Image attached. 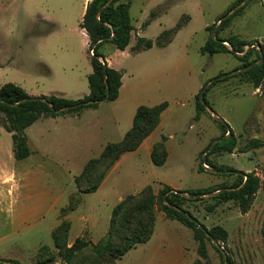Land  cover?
Returning <instances> with one entry per match:
<instances>
[{
  "label": "rangeland",
  "instance_id": "1",
  "mask_svg": "<svg viewBox=\"0 0 264 264\" xmlns=\"http://www.w3.org/2000/svg\"><path fill=\"white\" fill-rule=\"evenodd\" d=\"M237 1L132 0L130 15L135 25H141L150 19L152 10H162L158 16L159 20L153 19L148 26L146 25L147 27L144 26L143 33L148 38H156L162 29L161 25L172 27L183 15L190 16L178 36V39H189L188 58L193 66V71L187 72L186 79L189 84L194 82L204 85L213 78L237 70L225 80L221 78L222 80L206 93L215 115L227 122L236 135L237 148L233 152L210 153L208 158L214 164L225 167L226 171L229 169L243 173L254 171L261 180V187L246 213H242L238 203L233 200L221 203L214 211H207L206 206L213 203L214 199L206 194L199 200L184 202L183 206L207 228L221 225L227 231L225 241L217 242L220 249L229 254L235 264H264V147L248 152L239 150L252 138L264 139V82L261 87L255 88L252 83L244 80L240 74L241 68L236 69L241 64L236 53L211 55L201 52V47L209 35H215L219 30V37L236 35L250 42L245 50L253 48L251 58H255L261 52L264 57V0H246L243 4L240 3L232 14L244 6L242 11L233 16L228 25L220 26L218 19ZM84 2L85 0H0V86L7 82L17 85L38 84L46 92L50 90L57 94L54 91L61 89L59 83L64 80L66 82L83 80L89 83L83 73L89 57V45L80 31ZM214 23H216L214 28L207 29V26ZM45 32L51 34L46 38L36 36L37 33ZM68 33L69 41L66 38ZM251 43H255L254 46H250ZM226 44L229 45L228 42ZM110 45L108 42L101 44L99 51H107ZM65 56L70 57L71 64L75 66L74 73H71L70 69L66 70L73 75H66L57 68L51 70L44 62H29L30 59L38 58L45 60L51 58L48 60L51 62L52 59H62ZM47 69L49 73H46ZM167 101L172 113L167 117L168 124L173 125L178 121V129L182 130L174 139H169L172 152L170 167L172 170L177 167L184 170L181 177L184 188L232 186L240 175L239 172L221 173L214 171L212 166L199 170L200 153L206 149L212 138L218 139L222 135L224 128L209 111L203 112L196 122L192 121L191 112L195 111V101L188 99L187 96L174 94ZM104 163L98 173L105 169ZM44 165L46 171L44 183L52 186L54 178H58L65 187L68 186L70 180L68 174H59L47 163ZM152 174L151 170L145 171L148 178L153 179ZM119 180L117 187L119 194L124 198L130 194L132 196L119 207L114 228L109 232L111 239L106 241L107 245L102 246L88 236L81 237L87 241L86 245L71 256L65 257L59 253L52 238L55 214L46 215L36 221H27L25 224L12 225L9 215L3 213L1 209L0 258L7 260L5 264H116V259L109 252V246L121 247L124 244L122 237L140 233L139 223L141 220H147L148 215L156 220L160 214H165L162 209L161 188L152 186L151 190L147 189L141 194V190L133 193L140 188L139 174L129 173L125 168L120 171ZM90 185L92 183L86 186ZM74 188L69 187L71 191ZM108 195L109 201L115 200L113 194ZM185 195L189 196L188 193ZM85 201L78 207L77 212H74V219L80 212L89 209L91 201L87 198ZM68 202L69 199H66V204ZM140 205H148L150 212L139 210ZM111 215L112 209L109 205L102 211V227L94 234L95 238L105 236L110 226ZM167 221H171L172 225H181L174 220ZM145 224H149V221ZM161 224L162 221L159 220L157 231L160 230ZM192 230L187 229L191 234ZM77 231L75 225L70 232L71 240L68 238V246L75 241ZM173 232L180 240V231ZM60 238L62 239V236ZM187 238L192 241V235H188ZM207 246L208 264H225L216 240H208ZM132 253L130 251L122 256L118 263L131 264Z\"/></svg>",
  "mask_w": 264,
  "mask_h": 264
},
{
  "label": "crops",
  "instance_id": "2",
  "mask_svg": "<svg viewBox=\"0 0 264 264\" xmlns=\"http://www.w3.org/2000/svg\"><path fill=\"white\" fill-rule=\"evenodd\" d=\"M89 1L91 0L84 2L83 15ZM158 16L153 19L159 20ZM143 23L141 25L133 23L135 29L131 34L130 44L125 49H118L111 42H108L111 47L107 51L100 52L98 48L108 65L122 72V84L115 100L101 101L97 107L87 108L80 114L66 113L56 117H40L25 129L32 154L23 160H17L14 157L12 135L0 123V211L3 210V213L9 215L12 225L36 221L53 213L55 214L53 229L62 221L67 220L70 223L69 236L76 225L78 229L76 238L88 236L93 241H99L101 238H95L94 234L101 230L102 211L110 205L113 212L115 206L124 198L117 188L120 182L119 173L123 168L128 169L129 173L139 174L140 188L133 193L149 184L161 189L165 186L174 190L191 189H185L183 186L181 177L184 170L180 167L172 170L173 168L170 167L172 152L169 139H174L176 134L182 130L178 129V121L173 125L168 124L167 117L172 114L168 103V107L161 114L159 124L143 139L139 147L121 154L106 172L95 191L80 192L77 206L67 213L62 212V209L69 205L72 195L78 193L76 177L82 173L91 159L101 155L108 143L123 139L125 133L133 125L138 107L141 105L155 106L168 102L169 97L174 94H181L195 101L196 95L203 87L201 83L189 84L186 79L187 72H192L193 66L188 58L189 39H178L182 29L165 46H153L139 52L132 51L137 38L146 37L143 33ZM161 27L156 38L165 29L171 28L165 25ZM80 31L86 37V44L89 45L86 30L80 26ZM47 33L49 32L35 35L46 38L51 34ZM66 38L67 41L70 40V33ZM48 60L38 58L30 59L29 62H44L51 70L61 69L66 75H73L71 73L75 72V66L71 64V58L68 56L62 59H52L51 62ZM84 68L83 73L87 80L93 70L89 57ZM67 69H70L71 73L66 72ZM46 71L49 73V69ZM20 85L30 95L54 94L50 90L46 92L38 84L36 86L33 84ZM59 86L61 89L54 92L66 98L79 99L90 93L89 83L83 80L79 82L78 80L75 82L64 80L59 83ZM194 108L195 111L191 112V117L192 121L196 122L203 113L200 118L196 119V103ZM159 141H164L168 153L165 163L161 166L155 165L152 160L153 145ZM44 163L57 170L59 174H68L70 176L68 186L65 187L58 178H54L52 186L44 183L46 179ZM146 170H151L153 179L148 178V174L145 175ZM70 186L75 187L74 190L71 191ZM109 193L114 195V201H109ZM86 198L91 201L89 209L86 212H80L74 219V212H77L78 207L86 202ZM66 199H69L68 204H66ZM159 220L162 224L160 230L157 231ZM167 220L173 221L165 214H160L155 220L150 239L127 252H133L131 264L195 263L199 255L193 232L191 234L187 231L189 228L181 222V225H172L171 221ZM173 231L175 233L180 231V240L174 236ZM188 235H192V241H189ZM119 259L117 264H119Z\"/></svg>",
  "mask_w": 264,
  "mask_h": 264
},
{
  "label": "trees",
  "instance_id": "3",
  "mask_svg": "<svg viewBox=\"0 0 264 264\" xmlns=\"http://www.w3.org/2000/svg\"><path fill=\"white\" fill-rule=\"evenodd\" d=\"M244 0H238L232 7L218 19L228 13L234 7L240 5ZM132 0H91L88 2L85 13L83 15L80 26L86 30L89 38V58L92 65V72L88 75V82L90 93L79 99L66 98L64 96L51 94V95H30L24 88L13 83L7 82L0 87V123L3 127L11 133L13 140L14 157L17 160L28 158L32 154V150L27 141L25 129L33 124L36 120L43 116H60L66 113L80 114L87 108L97 107L101 101H113L119 95V89L122 84V72L108 65L103 58V55L98 51L101 44L105 42L113 43L118 49H125L130 44L132 31L135 29L133 25L130 7ZM244 6H241L234 14L225 18L220 22V26L228 25L233 16L239 14ZM162 10H153L150 13V19L143 23V27L148 25L149 22L159 15ZM189 15H183L180 20L171 28L165 29L156 39L138 37L135 45L132 46L133 52L149 49L153 46H165L172 41L175 34L182 29L189 21ZM216 23L207 26V29L214 28ZM114 33V36L110 38ZM216 34L209 35L205 44L202 47V53L216 54V53H236L237 58L241 64L236 68H243L250 64L251 67L242 71L240 74L244 80L250 82L255 88L261 87L264 82V61L259 64L261 54L253 56V48L245 50V47L250 42L240 39L236 35L229 37H219V30ZM228 42L229 45H227ZM93 50V54L90 51ZM238 53H244L239 55ZM230 75L223 78L225 80ZM221 78H214L213 82L207 87L204 97L208 105L209 102L206 98L207 91L214 86ZM206 84V82H205ZM204 84V85H205ZM203 85V86H204ZM200 92L196 95V115L195 118H200L201 113L208 112L206 106L200 101ZM93 101L92 103L84 104L85 101ZM51 103L56 108L74 105L73 107L55 112ZM82 103V104H80ZM168 107V102H162L155 106L141 105L138 107L132 127L125 133L123 139L118 142L108 143L101 155L98 158L91 159L84 167L82 173L76 177L78 193L71 197L69 205L62 209L63 213L74 209L80 200V192H93L95 191L106 172L113 165V163L127 151L136 150L140 143L146 138L159 124L162 112ZM215 120L224 128L222 135L214 146L205 154L207 148L215 140L214 138L200 153L199 170H204L205 161L207 165L212 166L214 169L223 170L226 172L225 167L214 164L209 158L208 154L216 152H233L237 148V138L232 128L225 121L219 118ZM230 131V133H229ZM229 133V134H228ZM264 147V139L252 138L243 147H240L241 152H248L251 149ZM205 154V158L203 157ZM167 150L164 141H159L153 145L152 160L155 165L161 166L167 159ZM105 162V169L99 172L102 163ZM231 172H241L235 169H229ZM98 173V175H96ZM92 183L90 186H86ZM85 186V187H84ZM261 187V180L254 171L238 175L232 186L220 187H201L191 188L187 190L172 191L171 187L165 186L160 190L162 199V209L165 215L173 220L181 222L189 229H193L194 239L197 242V253L199 258L194 264H208L209 254L207 241L216 240L224 242L227 237V231L221 225H215L212 228H207L202 224L196 216L187 210L183 203L186 201H196L201 199L203 195L214 193L211 195L214 202L206 206L207 211H214L221 203L233 200L238 203L242 213H246L252 206L256 192ZM147 189H152V185L145 186L140 194ZM167 193L166 197L164 194ZM188 193L189 196L185 195ZM132 196L131 194L121 200L113 209L110 226L106 235L98 241V244L107 245L106 241L111 239L109 234L110 230L114 228L116 222V214L119 207L127 202ZM76 198V199H73ZM129 197V198H128ZM128 198V199H127ZM139 210L150 212L148 205H140ZM149 221V224L145 222ZM141 232L134 235H126L122 237L124 242L123 246H109V252L117 260L125 255L130 249L138 244L147 242L154 230L155 219L149 217L147 220H141L139 223ZM150 225V226H149ZM70 223L67 220L62 221L58 226L52 230V238L55 246L58 248L59 253L65 257L71 256L75 251L83 248L87 241L81 237H77L71 246H68ZM62 236V239L60 238ZM219 251L225 259H228L229 264H235L229 254L224 253L217 245ZM7 260L0 258V262L5 264Z\"/></svg>",
  "mask_w": 264,
  "mask_h": 264
},
{
  "label": "water",
  "instance_id": "4",
  "mask_svg": "<svg viewBox=\"0 0 264 264\" xmlns=\"http://www.w3.org/2000/svg\"><path fill=\"white\" fill-rule=\"evenodd\" d=\"M246 0H244L241 4H243L244 2H245ZM240 4V5H241ZM240 5H238L236 8H233V9H231L228 13H226L221 19H220V21L219 22H221L222 20H224L225 18H227V17H229ZM114 36V33H113V35L110 37V38H112ZM225 43H227L226 41H225ZM253 44H255V43H253ZM252 43H251V45L250 46H254ZM257 44V43H256ZM258 45V44H257ZM249 46V47H250ZM263 53L261 52V59H260V61L258 62L259 64H261V63H263ZM253 64H250V65H248V66H246V67H243V68H241L240 69V71H244V70H246L247 68H249V67H251ZM237 72V70H232L231 72H229V73H224V74H222V75H220L219 77H216V78H224V77H226L227 75H231V74H234V73H236ZM213 80H214V78L213 79H211L209 82H207L203 87H202V89H201V92H200V101L206 106V108L208 109V111L215 117V118H219L218 116H216L215 115V113H214V111H213V109L211 108V106L210 105H208L207 104V102H206V100H205V97H204V94H205V91H206V89H207V87L213 82ZM93 101H85V102H83L84 104H88V103H92ZM80 104H82V103H80ZM51 105V107H52V109L55 111V112H59V111H62V110H66V109H69V108H71V107H73L74 105H70V106H64V107H61V108H56L55 107V105L53 104V103H51L50 104ZM229 133H230V131H229ZM228 133V134H229ZM219 139H221V138H218V139H215L211 144H210V146L207 148V150H206V152H205V154L214 146V144L219 140ZM205 154H204V158H205ZM203 165L205 166V168L206 169H209V166L206 164V162L204 161L203 162ZM214 171H217V172H224L223 170H217V169H214ZM226 172H231V170H228V171H226ZM239 173H241V174H244L243 172H239ZM172 191H175V192H177V190H174V189H171ZM216 192H218V191H216ZM216 192H214V193H208V194H206V195H209V196H211V195H213V194H215ZM166 195H167V193H165L164 194V197H166ZM216 244L217 245H219V243L216 241ZM225 264H229V262H228V259H227V257L225 256Z\"/></svg>",
  "mask_w": 264,
  "mask_h": 264
},
{
  "label": "built area",
  "instance_id": "5",
  "mask_svg": "<svg viewBox=\"0 0 264 264\" xmlns=\"http://www.w3.org/2000/svg\"><path fill=\"white\" fill-rule=\"evenodd\" d=\"M91 54H93V50L90 51ZM209 166V165H208Z\"/></svg>",
  "mask_w": 264,
  "mask_h": 264
}]
</instances>
